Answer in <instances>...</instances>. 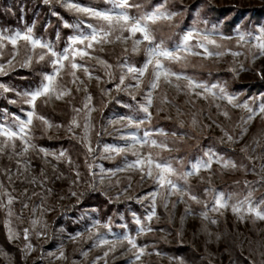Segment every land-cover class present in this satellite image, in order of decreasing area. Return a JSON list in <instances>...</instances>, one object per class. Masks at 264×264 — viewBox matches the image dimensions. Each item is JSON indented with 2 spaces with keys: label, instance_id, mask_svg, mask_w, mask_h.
<instances>
[{
  "label": "rangeland",
  "instance_id": "obj_1",
  "mask_svg": "<svg viewBox=\"0 0 264 264\" xmlns=\"http://www.w3.org/2000/svg\"><path fill=\"white\" fill-rule=\"evenodd\" d=\"M79 2L89 4L80 0ZM89 2L92 3L93 0ZM137 2L143 4L145 10H151L162 0H137ZM39 3L40 7L46 8L45 5H49L46 8L49 13H45L46 19L40 25L41 28H38L40 7L35 10L32 19L28 22L23 14L27 3L21 2L20 27H6L0 24V31L11 33L32 27L35 36L55 44L57 50H62L66 46L67 37L73 34L72 29L63 27V21L73 23L76 17L56 4L55 0L51 4H45L43 0ZM95 6L102 8L107 5L95 0ZM8 7L10 8L11 5ZM167 8L177 15L171 21H161L152 25L158 41L164 40L168 47H174L188 30L210 32L215 28L217 32L213 34V38L217 39L224 49L242 53L238 57H233L229 53L220 58L207 59L203 56H189L186 67L181 64H171L173 71H183L209 85L219 84L226 87L229 94L238 97L237 104H242L251 97L264 95V78H262L264 57L256 59L253 63L251 54L257 51L253 48L256 41L248 39L238 43L236 32L239 26L240 31L245 34L259 35V28L264 26V0H167ZM53 11L59 15H53ZM132 11L135 14L136 10ZM60 17H63V20ZM81 18L87 20V17ZM52 21L57 23L54 27ZM221 34L232 39L220 40ZM192 43H195V40ZM18 47L20 53L16 57V66L9 73L26 68L32 75L26 79L30 80L28 82L17 80L18 85L15 89L20 91L34 88L40 81L41 73L51 69L45 62L37 64L35 58L31 67H20V62L25 56L24 42L21 41ZM131 47V40L126 44L116 41L103 45L102 52L97 46V50L92 53L114 66L115 75L110 82L105 70L95 59L89 60L86 57L84 61H79L78 58L77 62L88 64L94 77H101L99 81L95 78L88 79L82 71H77V76L83 81L79 87L87 88V94L91 95V104L95 109L91 112L88 140L82 142L83 112L77 117L81 127L74 128V137L67 131V127L75 113H72L71 118L64 120L57 118L54 112L64 106L70 107L77 97L79 100L75 101V104L79 106L74 107H83L86 93L83 90H76L77 85L71 83L72 78L68 75L70 69L67 67L58 78V83L71 89V95L65 96L62 100L53 98L49 103H43L44 106L40 105L39 109L36 108V112L48 119L54 127L45 131L42 123L34 119L31 127L32 143L50 152L58 153L60 150H65L72 160L71 165L66 159L57 161L52 156L47 157L46 161L41 153L31 149L22 157L11 154L9 149L0 154V184L3 185V188H0V200L7 202L8 197L3 195L5 191L16 198L11 205L14 213L11 217L0 208V228L5 232L8 241L16 243L19 247L16 251L8 250L3 242L4 239H0V264H104V259L100 258L111 245L96 246L98 240L104 238L114 241L124 234L135 236L138 245L146 246V254L136 264H152L150 261L155 259L161 264H179L180 260L183 264H264V220H257L247 213H242L244 219H240L233 213L231 207L215 213L209 211L208 220L202 216V213L207 211L204 203L208 202L209 208L211 207L210 196L205 192L208 188L231 195L232 199L229 203L235 204L244 199L250 191L246 186V182H249L254 189L253 200H264V183L260 182L261 176H264L260 171L261 165L264 164V117L258 115L249 124L243 125V120L248 116L247 110L232 107L226 100L213 98L207 93L204 94L208 96L207 99L186 95L184 92H178L175 87L176 83L183 87L186 81L173 80L172 84H168L162 79L159 88L153 91V103L149 109L152 113L150 121H146L139 130L125 127L126 122L111 123L121 116L135 115L137 118H144V114L138 112L137 108L138 104L145 103V94L149 90L148 83L152 78L151 67L142 78L141 88L132 91V95L136 96L135 100L129 92L116 91L120 72L115 66L118 62H122L124 55H127L130 62L137 67L142 66L146 59L144 45H141L139 53L136 54L131 52ZM125 48L128 49L127 53L124 52ZM209 48L214 50L211 45ZM112 49L116 50L111 51L110 55L107 54V50ZM11 51V46L8 45L0 62H6L10 58ZM40 51V49L36 50L37 53ZM240 64H243L246 70L241 71ZM231 68H236L238 75L230 71ZM15 76L13 74V77ZM5 78L6 76H0V82L12 87L11 83L4 80ZM125 83L134 84L135 81L128 79ZM250 85H253L254 89L247 93ZM106 90L111 91L105 94ZM7 95L9 100H17V103L6 102L5 106L0 107V121L10 122L13 115L25 118L21 109L27 111L29 106L23 104L14 93L9 92ZM104 95L108 99L107 102L102 99ZM165 97L170 103L163 102ZM216 105H219V108ZM250 106L255 108L257 105L250 104ZM71 108L73 109V106ZM222 111H227L229 118L223 116ZM68 113L71 114V110ZM46 114L51 116L47 117ZM193 119L196 121L195 124ZM55 125L62 127L57 128ZM242 126L247 127V133L243 138L237 143L228 141L225 134L239 137ZM146 130L153 132V139L166 143L169 150L148 145L141 148L138 145L137 150L141 156H146L150 152L155 159L172 160L177 172L188 170L190 163L202 157L208 150L235 161L238 167L224 169L214 163L210 172L201 171L198 176L189 178L191 193L198 196L201 203L192 201L187 195L181 200L178 195L168 196L166 190H159L160 194L156 197L155 204L156 215L151 221H147L146 217L152 211V206L151 199L145 197L148 193L157 191L158 186L151 178L145 177L142 180L138 169L108 176V172L123 168L127 161H132L136 157L129 152L116 156L115 159H105L106 154L103 152L105 145L123 146L125 141L121 136L132 132L142 136ZM159 130H163L167 135H158ZM89 141L94 149V157L87 149ZM16 144L17 151H20V141H16ZM246 146L247 152H242L241 150ZM10 154L11 159H9ZM17 160L21 161L19 165ZM24 164H29L27 171H24ZM89 165L92 166L91 170ZM8 169L11 170V181L6 173ZM77 171L80 173L79 181L73 183ZM32 177L37 179L35 184L28 182ZM45 177L47 180L41 187L40 182ZM173 179L183 186L182 180L177 177ZM93 184L95 188L90 187ZM25 189L27 195L24 194ZM47 189H51V192ZM72 192H76L77 195H71ZM33 193L37 195H32ZM98 197L101 199L105 197L122 205L106 210L97 201ZM131 197L134 198L133 201L130 200ZM25 203L28 205L27 208L24 207ZM186 209H190V213L186 212ZM136 217L153 231L137 235L140 225L136 224ZM34 219L39 223L32 225ZM213 219L216 220L215 224L211 223ZM8 221H11L13 231L18 233V239H8L6 226ZM105 224L109 225L111 231L103 227ZM25 228L30 230L28 241L23 238ZM147 233L152 234L151 237L154 239L143 240L142 234ZM77 234H79L78 239L73 240L72 237ZM90 235L91 239H89ZM81 239L86 240L87 246L79 258H74L72 252H76L79 245L77 243ZM29 242L33 250L26 255L23 249ZM128 247L126 242L123 247L117 246V251L110 253L106 258L108 264H129L134 257L126 252ZM61 249L64 251V259L49 256L50 252L58 255ZM235 250L239 251L236 256L233 253ZM84 252L88 253L87 256L83 255Z\"/></svg>",
  "mask_w": 264,
  "mask_h": 264
},
{
  "label": "snow or ice",
  "instance_id": "obj_2",
  "mask_svg": "<svg viewBox=\"0 0 264 264\" xmlns=\"http://www.w3.org/2000/svg\"><path fill=\"white\" fill-rule=\"evenodd\" d=\"M52 2L53 0H43V3L45 4H51ZM100 2L107 6L102 8L96 7L95 0L89 4H81L79 0H55L56 4H59L67 12L76 17V20L73 23L63 21V27L72 29L73 34L67 37L66 46L63 47L62 50H57L55 44L35 36L32 27H27L23 31L17 30L11 33L7 31H0V59L3 58L5 54L4 49L8 45H10L12 49L10 58L7 59L6 62H0V76H6L10 71L14 70L16 66V57L20 53L18 45L21 41L25 44V56L23 61L20 62V67H31L35 58V62L37 64L45 62L51 69V71L42 72L39 83L34 88L27 90L18 91L7 84L0 82V96H4L5 94L12 92L19 97L23 104L29 106L27 111L23 108L21 109L25 118H21L20 115H13L10 122L8 120L0 121V138H2V140H0V154H3L6 149H9L11 154L22 157L31 149L41 153L42 157L46 161L47 157L52 156L57 161L66 159L67 163L71 165L72 160L68 157L65 150H60L58 153L50 152L47 149L38 147L32 143L31 127L34 119H37L42 123L45 131L54 127L48 119L36 112L37 101L42 100L43 103L47 104L53 98L56 100H62L65 96L71 95V89L58 83V78L61 77V73L64 72L66 67L70 69L68 71V75L72 78L71 83L77 85V91H85L86 96L82 108L73 107L72 111L75 115L72 117L67 127V131L73 137L75 136L74 128L81 127L77 117H79L83 112L84 136L82 137V142L88 140L89 130L91 127V112L95 109L91 104V95L87 94V88L85 87L84 89H81L79 87L80 84H83V81L79 76H77V71H82L88 79L95 78L99 81L101 80V77H94L87 63L77 61L78 58L79 61H84L86 57L89 60L95 59L97 64L102 66L105 70L110 82L115 75L114 66L100 57L92 55V53L97 50V46H99L98 50L102 52L104 51L103 45L111 44L116 41L126 44L129 40H131V52L133 54L139 53L141 45H144L143 51L146 57L143 65L137 67L135 64L130 62L127 55H124L122 62H118L115 66V69H118L120 72L118 78L119 83L116 84V91H126L132 95V91L139 90L141 88L143 83L142 78L149 71L150 67L152 78L148 83L149 90L145 94V103L138 104L137 108L138 112H142L144 114V118H137L135 115L121 116L118 120L111 121V123L115 124L126 122L124 125L125 127H131L139 130L146 121H150L152 113L149 109L153 103V91L159 88L160 81L162 79L168 84H172L173 80L177 82L181 80L186 81V84L183 87H181L179 83L175 84L177 91L184 92L186 95L207 99L208 96L204 95L207 93L213 98L226 100L228 104L232 105V107H240L247 110L248 116L243 120V125L249 124L258 115L264 117V95L251 97L242 104H237L236 100L238 97L229 94L226 87L219 84L209 85L205 82L197 80L195 77L190 76L183 71H173L170 67L171 64H181L186 67L189 56H203V58L207 59L211 57L220 58L229 53L233 57L242 55V53L238 51L224 49V46L218 43L217 39L213 38V34L217 32V29L213 28L210 32H200L195 29L188 30L182 35L180 41L175 44L174 47H168L164 40L158 41L156 39L152 28V25L161 21H171L177 15V13L168 10L167 0H162L161 3L154 5L151 10H145L144 5L138 3L137 0H100ZM133 9L136 10L135 14H133ZM52 14L55 16L59 15L55 11H53ZM81 17H87V20ZM60 19L63 20V17H60ZM236 32L238 43L245 42L248 39L256 41V43L253 44V48L257 51L251 54L253 63L256 59L264 57V26L259 28V35L255 36L251 33L245 34L241 32L239 26H237ZM229 39H232V37L223 36L222 34L220 35V40ZM194 40L195 43H192ZM210 45L214 50H210ZM37 49H40L41 51L37 53ZM124 52L127 53L128 49L125 48ZM239 69L241 71L246 70L243 64L239 65ZM229 70L238 75L236 68H231ZM128 79L135 81V83L126 84L125 81ZM110 91L111 90H106L105 94H108ZM132 99L135 100L136 96L132 95ZM8 102L16 104L17 100L13 99ZM163 102L170 103V101L167 100V97L164 98ZM250 104H256L257 106L254 108L250 106ZM216 106L219 108V105ZM221 114L226 118H229L227 111H222ZM195 123L196 121L193 119V124ZM55 127L59 128L62 126L55 125ZM246 133L247 127L242 126L239 137H233L227 133L225 135L227 136L228 141L237 143ZM158 135L166 136L167 134L163 132V130H159ZM173 135H175V133H173ZM152 137L153 132L151 131H144L142 136L138 135L137 132H132L128 135L121 136V139L125 141L123 146L105 145L103 148V152L106 154L104 156L105 159H115L116 156L127 154L129 152L136 157L132 161H127L123 168H117L115 171L108 172V176H115L117 172L121 171L138 169L141 172L142 180L145 177L151 178L158 186L157 191L150 192L145 197V199H151L152 206V211L146 217L147 221H151L156 215L155 204L156 197L160 194L159 190H166L168 196L178 195L181 200H183V197L187 195L192 201L201 203L199 197L191 193L189 178L198 176L201 171L210 172L214 163L219 164L224 169H236L238 167L235 161L226 159L216 152L208 150L204 152L202 157L196 159L194 162H191L188 170H185L182 173L177 172V169L173 166L172 160L155 159L150 152L146 156H141L140 152L137 150L138 145L141 148L148 145L162 150H169L166 143L158 142ZM16 141H20V151H17ZM87 149L89 153L94 151L90 141L87 144ZM241 151L247 152V146ZM11 154L9 155V159H11ZM249 159H251V157H249ZM177 162L180 163L181 161ZM20 163L21 161L17 160V164L19 165ZM28 166L29 164H24V171L28 170ZM91 167L92 166L89 165L90 170ZM253 170L255 171V169ZM260 171L264 173V164L261 165ZM101 172L103 177L104 170L102 169ZM6 173L8 174L9 181H11V170H6ZM92 174L95 175V173ZM41 175H44L43 170ZM75 175L76 180H74L73 183H77L79 181L80 173L77 171ZM173 177H177V179L182 180L183 186L177 183ZM46 180L47 177L40 182L41 187H43ZM28 182L35 184L37 179L36 177H32V179ZM260 182L264 183V176H261ZM246 186L250 188V191L244 199L239 200L235 204L229 203L232 199L231 195H226L224 192H217L213 188L205 189V192L210 196L211 207L209 208L208 202L204 203V207L207 211L202 213L203 218L205 220L209 219V211L215 213L220 212L222 209L231 207L233 213L237 214L240 219H244V215H242V213H247L254 216L257 220H264V200H253L252 197L254 189L249 182H246ZM90 187L95 188V185H90ZM0 188H3L2 184H0ZM47 191L51 192V189H47ZM24 194L27 195V189H25ZM3 195L8 198L6 203L3 200H0V208H3L6 211L7 216L11 217L14 214L11 205L16 198L11 196L7 191H5ZM32 195H37V193H33ZM71 195L76 196L77 193L72 192ZM24 207H28L27 203L24 204ZM165 207H167V205H165ZM190 211V209H186V212L190 213ZM135 222L140 225L137 235L153 231L151 227L142 224L140 218L136 217ZM31 223L32 225H36L39 221L34 219ZM211 223L215 224L216 220H211ZM6 226L8 227V239H18L19 235L13 231L11 221H8ZM103 227L108 228L109 231H111L108 224L103 225ZM89 232H91V229H89ZM29 235L30 230L25 228L23 230V238L25 241L29 240ZM37 235H42V233H37ZM78 236L79 234H77V236H73L72 239L76 240L78 239ZM91 238L92 237L90 235L89 239ZM125 242L129 245L126 252L131 253L134 257V259L129 261V264H136V262L140 261L141 257L146 254V246L138 245L135 236L124 234L123 236L117 237L114 241L100 238L96 246L111 245L108 251L104 252L103 257L100 258L104 259V264H108L106 258L109 254L116 252L117 246L123 247ZM32 250L33 246L30 242L27 243L23 249L26 255ZM87 254V252L83 253L84 256H87ZM156 254L159 255V253ZM49 256H53L56 259L65 258L63 249L59 251L58 255L50 252ZM179 264H183V261L180 260Z\"/></svg>",
  "mask_w": 264,
  "mask_h": 264
},
{
  "label": "trees",
  "instance_id": "obj_3",
  "mask_svg": "<svg viewBox=\"0 0 264 264\" xmlns=\"http://www.w3.org/2000/svg\"><path fill=\"white\" fill-rule=\"evenodd\" d=\"M80 1L90 3L89 1H91V0H88V1L80 0ZM21 2H23V3L26 2L27 3V5L24 6L23 14H24V17H25L26 21H28V22L32 19V16L34 15L35 10L38 9V7H40V5H39L40 4L39 3L40 0H0V24L2 26H6V27H20L22 22H20V12H21L20 7H21V5L19 6V4ZM10 5H11V7L9 8L8 6H10ZM45 6H46V8L49 7V5H45ZM46 8L45 7H40L41 14L38 16L39 17V22H40V23H38V25H39L38 28H41L40 25H42L44 19H46V18H44L45 17V13H47L49 11V10H46ZM42 14H43V16H42ZM51 23H52L53 27L57 24L54 21H52ZM115 50L116 49L107 50V54L110 55V54H112L111 51H115ZM13 74H15L16 76L13 77ZM29 75H31V72H27L26 68H24L23 70L22 69H17V71H15V72L13 71V72L9 73L8 75H6V78L4 80H6L7 83H11L12 87L15 88V86L18 85L17 80H19V79H20L21 82L30 81V80H26V79L29 78ZM253 87H254L253 85H250L248 87L247 93H250L251 91H253V89H254ZM102 99L105 102L108 101V99H107V97L105 95L102 97ZM78 100H79L78 97L75 98V100L72 102V105H70V107L69 106H64L62 109H58L59 111L55 110L54 112L56 113L57 118L60 117L61 119H64V120H67L69 117L71 118V115L73 113L71 106H73V107L74 106H79V104H75ZM8 101H9V99H8V95L7 94H5L4 96H0V107L5 106L6 102H8ZM40 105L44 106V104H43V102L41 100L37 101L36 108L39 109ZM68 107H69V110H71V114L68 113L69 112V110H67ZM46 116L50 117L51 114H46ZM91 156L94 157L95 153L94 152L91 153ZM106 197H110V196L106 195ZM130 200L133 201L134 198L131 197ZM97 201H99L101 203V205H102V208H104L106 210L108 208H113V207H116V206L120 207L122 205V204H120L118 202L112 201V200L107 199L105 197H104V199H101V197H98ZM124 202H127V201H124ZM151 235L152 234L147 233V234H142L141 237H142L143 240H145L147 238H149V240L150 239H154V237H151ZM2 238L4 239L3 242L6 244L8 250H15L16 251V249L19 248L16 243L9 242L6 239L5 232L2 231L1 228H0V239H2ZM77 244H79L78 245V249L76 250V252H74V251L72 252V255L74 256V258H79L81 253L83 252V250L87 246V242L84 239H81V241H79ZM233 253L236 256L237 254H239V251L235 250V251H233ZM92 257L93 256H91V258ZM150 262L152 264H161L156 259L152 260Z\"/></svg>",
  "mask_w": 264,
  "mask_h": 264
}]
</instances>
